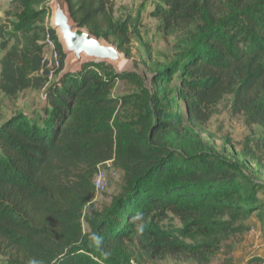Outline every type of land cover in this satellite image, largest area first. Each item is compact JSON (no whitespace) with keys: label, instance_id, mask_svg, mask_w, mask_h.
I'll return each mask as SVG.
<instances>
[{"label":"trees","instance_id":"1","mask_svg":"<svg viewBox=\"0 0 264 264\" xmlns=\"http://www.w3.org/2000/svg\"><path fill=\"white\" fill-rule=\"evenodd\" d=\"M49 1L8 0L13 19L0 24V92L47 94L0 123V264H211L222 253L220 264H233L230 240L254 214L264 225V0H155L163 31L183 35L171 62L152 70L132 120L118 117L129 97L112 94L128 74L108 63L49 79ZM67 2L127 55L141 36L142 14L117 23L113 0ZM227 96L233 115L262 129L245 141L243 161L201 134ZM106 164L124 183L87 233L85 208Z\"/></svg>","mask_w":264,"mask_h":264},{"label":"rangeland","instance_id":"2","mask_svg":"<svg viewBox=\"0 0 264 264\" xmlns=\"http://www.w3.org/2000/svg\"><path fill=\"white\" fill-rule=\"evenodd\" d=\"M113 1L114 10L111 17L115 22H122L127 17L138 13L142 14L143 18L141 36L134 37L127 47L128 62L122 71L128 74V78L120 79L112 91L114 96L129 97L130 101L120 107L118 117L120 120H132L143 113L144 108L141 104V97L147 89H150L152 70L159 64L171 62L174 57L175 45L183 34L180 30L163 31L159 20L151 15V11L156 4L155 0ZM11 9L8 0L0 2V24L13 19L11 15H8L9 11H14ZM149 49L152 56L149 55ZM43 94V89H27L20 92L16 97L0 92V123L15 112L27 114L35 108H40L44 101ZM231 100L232 97L227 96L216 106L209 122L201 130V134L205 140L216 146L217 149L225 150L226 154L243 161L241 153L245 141L249 138L261 136L262 129L257 125H247L245 118L241 115H233ZM255 167L254 165L250 169L253 170ZM124 177L125 173L122 170L116 169L110 164L101 166L98 169L94 180L95 196L87 204L84 212L83 227L87 233L90 231L89 222L97 220L99 215L111 204L113 197L121 190ZM260 196H263V194L260 193ZM249 230H253L254 234L250 235V233L245 232L243 235L235 236L230 240L234 247V261L238 246L244 251L255 249L264 251L260 242L261 240L264 242V225L262 224L261 228L258 226L256 231L252 228ZM225 258L226 256L222 253L211 264H220ZM153 264L179 263L172 259H166Z\"/></svg>","mask_w":264,"mask_h":264},{"label":"water","instance_id":"3","mask_svg":"<svg viewBox=\"0 0 264 264\" xmlns=\"http://www.w3.org/2000/svg\"><path fill=\"white\" fill-rule=\"evenodd\" d=\"M49 26L55 33L64 55L59 77L75 73L84 65L108 63L120 73L128 62V56L105 36H97L77 22L67 0H50Z\"/></svg>","mask_w":264,"mask_h":264},{"label":"built area","instance_id":"4","mask_svg":"<svg viewBox=\"0 0 264 264\" xmlns=\"http://www.w3.org/2000/svg\"><path fill=\"white\" fill-rule=\"evenodd\" d=\"M47 26L49 25L47 24ZM42 43L44 44L43 62L45 64V71L49 79H54L59 76L62 70V54L58 49L56 38L48 28L44 33ZM46 95L44 91L43 98Z\"/></svg>","mask_w":264,"mask_h":264},{"label":"crops","instance_id":"5","mask_svg":"<svg viewBox=\"0 0 264 264\" xmlns=\"http://www.w3.org/2000/svg\"><path fill=\"white\" fill-rule=\"evenodd\" d=\"M246 223L250 226V228L254 229V231L258 230V226L260 228L262 226V222L257 218L255 214L252 217H250L246 221ZM249 231L246 232L250 233V235L254 234L253 230H251L250 232ZM260 242L264 250V242H262V240ZM258 250L255 249V250L244 251L238 246V248L235 251L236 254H235L234 264H255L249 262V259L254 255L261 257L263 259V262L261 264H264V251H260V250L258 251Z\"/></svg>","mask_w":264,"mask_h":264}]
</instances>
